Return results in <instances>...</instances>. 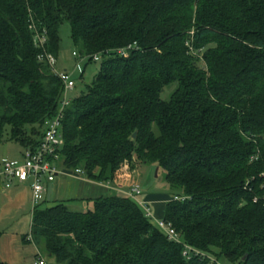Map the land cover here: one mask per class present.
Instances as JSON below:
<instances>
[{
    "label": "trees",
    "instance_id": "obj_1",
    "mask_svg": "<svg viewBox=\"0 0 264 264\" xmlns=\"http://www.w3.org/2000/svg\"><path fill=\"white\" fill-rule=\"evenodd\" d=\"M31 24L55 58L63 24L81 58H101L64 110L63 168L105 185L136 163L162 169V220L181 243L119 194L85 212L40 204L22 240L56 264H264V0H0V143L23 150L63 92ZM184 245L201 255L186 259Z\"/></svg>",
    "mask_w": 264,
    "mask_h": 264
},
{
    "label": "rangeland",
    "instance_id": "obj_2",
    "mask_svg": "<svg viewBox=\"0 0 264 264\" xmlns=\"http://www.w3.org/2000/svg\"><path fill=\"white\" fill-rule=\"evenodd\" d=\"M59 52L56 58V68L59 71H66L71 74L75 83V88L67 93V99L72 100L77 97L81 91L93 80L100 69V60L98 62L87 63L79 59V52L73 45L70 39V29L67 24H63L59 28ZM75 52L78 56L73 57L72 53ZM194 56H199L197 52L191 51ZM80 61V62H79ZM83 71L82 77L76 71L77 64ZM175 86V85H174ZM174 86L165 88L161 98L168 100L169 95L174 89ZM9 133V128H6L4 137ZM19 144L15 142L6 141L0 143V159L21 160L23 152ZM10 154V155H8ZM59 168L64 169L59 164ZM69 171V170H67ZM133 180L138 184L142 190L143 195H159L166 196L171 200V192L165 182V172L155 165H143L136 163L135 170L132 172ZM67 184L59 188L56 196L48 195L46 197L43 207L56 204L66 200L68 193H71L72 182L64 175H58L55 183L52 185L56 188L60 182ZM73 189V188H72ZM20 200L15 205L10 204L9 209L4 218L0 220V260L8 264H33L36 259H42L44 264H56L54 258L50 257L44 247L35 245L32 241L24 242L22 239L30 235L31 228V214L32 206L30 204V194L27 190L18 193ZM61 195V196H60ZM69 195V194H68ZM78 202V201H77ZM73 202L69 204L68 208L72 211L85 212L93 209V204L89 207L79 208L80 202ZM220 264H227L224 260L218 261Z\"/></svg>",
    "mask_w": 264,
    "mask_h": 264
},
{
    "label": "built area",
    "instance_id": "obj_3",
    "mask_svg": "<svg viewBox=\"0 0 264 264\" xmlns=\"http://www.w3.org/2000/svg\"><path fill=\"white\" fill-rule=\"evenodd\" d=\"M29 29L34 33V45L41 49L38 61L47 64L51 72L60 80L62 84V100L59 105L56 116L44 122L42 137L39 145L35 149H25L21 155V160L2 159L0 161V179L5 180V187L9 188L14 181L18 183L30 182L31 206L32 211L42 204L46 193V185L52 184L58 175L67 174L72 177H81V170L67 171L59 168L61 164L60 150L63 147L64 140L61 133V121L63 119L64 110L69 106L70 101L67 99L68 91L75 88V83L70 73L59 71L56 68V58L45 51L46 37L40 34L35 26L31 24ZM134 46L116 50V54L123 58L129 55V51ZM73 57L78 55L73 52ZM79 59L86 61L87 58ZM100 55L92 58L93 62H98ZM80 62V61H79ZM76 71H81L80 64L76 66ZM111 188L110 184H106ZM126 197L134 201L144 212L145 217L149 219L156 228L170 241L181 243L179 235L174 231L171 224L163 220H154L153 209L150 203L143 198L142 190L136 183L132 184L129 189L123 193ZM183 256L190 259L192 255H201L198 251L184 245ZM212 263L220 264L218 261L211 260ZM33 264H44L42 259H36Z\"/></svg>",
    "mask_w": 264,
    "mask_h": 264
},
{
    "label": "crops",
    "instance_id": "obj_4",
    "mask_svg": "<svg viewBox=\"0 0 264 264\" xmlns=\"http://www.w3.org/2000/svg\"><path fill=\"white\" fill-rule=\"evenodd\" d=\"M21 152H23V149ZM1 160L2 159H0V161ZM62 175L66 176L68 179L72 181L69 183L71 185L70 187L71 193H68L69 195L66 194L67 195L66 200H63L62 202L59 203H64L67 206H69V204L78 201L80 202L79 208H84V206L89 207L90 204H92L93 199L102 195H107V194L123 195V193L126 192L132 184L136 183L133 180V176H132L129 180H121L116 183L110 184L111 188H108L107 185L90 181L85 176L72 177L67 174H62ZM55 181L52 184L46 185V193L42 205L43 203H45L46 197L48 195L56 196L59 188H62L65 185L67 186V184H65L62 181L58 184V186H56V188H53L52 185L55 183ZM25 190L28 191L31 199L29 181L23 184L14 181L9 188H6L5 180L0 179V220L4 218L5 214L9 210L7 208L10 206V204L15 205V203L17 204L18 201L21 199L18 193L19 192L22 193V191ZM142 196L144 200H146L148 203L151 204L154 214V220H162L164 216V208L166 203L169 201V199L166 196L151 195V194L142 195ZM30 204H31V200H30ZM53 205L55 204L52 203L44 207H51Z\"/></svg>",
    "mask_w": 264,
    "mask_h": 264
},
{
    "label": "water",
    "instance_id": "obj_5",
    "mask_svg": "<svg viewBox=\"0 0 264 264\" xmlns=\"http://www.w3.org/2000/svg\"><path fill=\"white\" fill-rule=\"evenodd\" d=\"M136 137V134L134 133L133 135H132V138L134 139ZM243 260H245V257L243 258Z\"/></svg>",
    "mask_w": 264,
    "mask_h": 264
}]
</instances>
